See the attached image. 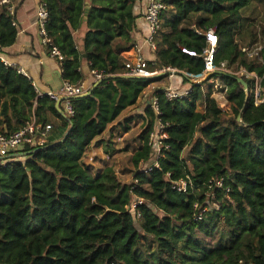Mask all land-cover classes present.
<instances>
[{"label":"trees","instance_id":"16d2710c","mask_svg":"<svg viewBox=\"0 0 264 264\" xmlns=\"http://www.w3.org/2000/svg\"><path fill=\"white\" fill-rule=\"evenodd\" d=\"M45 2L48 33L65 57L60 62L63 81L83 83L84 64L103 78L89 95L71 99L75 115L68 119L62 103L39 97L30 79L0 61V116L6 132L19 131L33 116L38 124L60 122L57 138L44 147H24L0 167V264H264V104L255 105V78L241 77L248 85L244 91L237 77L229 74H211L202 84L182 76L191 83V91L175 101L167 100L165 90L156 91L153 97L167 137L158 167L137 171L131 184L122 183L110 167L94 177L82 164L86 149L146 89L168 75L122 76L121 56L134 48L133 34L141 17L137 6H143V0ZM251 2L165 0L176 15L162 14L163 29L150 70L203 74L205 37L188 22L192 14L202 13L212 20L202 26L201 18L196 28L215 27L219 38L215 66L226 63L232 70L245 69L264 87V29L260 41L253 33L248 44L249 48L262 44L256 57L244 52L247 47L239 39L245 27L241 13ZM13 21L4 11L1 48L17 40ZM83 26L87 32L79 43L74 33ZM218 78L226 89L230 113L212 91H204L206 83ZM199 106L204 107L203 113ZM146 115L149 123L140 135L143 148L133 157L136 169L153 157L150 134L159 117L151 107ZM131 122L132 118L120 124L124 132ZM112 145L109 140L107 152H115ZM220 178L230 191H217L210 202L202 185ZM185 180L197 189L173 190ZM139 201L143 202L134 207ZM208 202L218 208L197 220L195 204L204 208ZM143 239L154 244L152 251L145 250Z\"/></svg>","mask_w":264,"mask_h":264},{"label":"built area","instance_id":"2783aa9c","mask_svg":"<svg viewBox=\"0 0 264 264\" xmlns=\"http://www.w3.org/2000/svg\"><path fill=\"white\" fill-rule=\"evenodd\" d=\"M16 0H0V5L5 7L8 13L13 17L14 16V3ZM168 9L165 0H148L146 13H145V22L148 27V35L145 39V45L150 49L151 52H157V39L160 37L162 32L163 20L162 14ZM38 34L39 38L42 42V45L49 51L50 56L56 58L59 62L65 60L64 55L60 52V50L54 45L53 39L50 37L47 26L49 22V12L47 10V3L45 0H40L39 8H38ZM13 26H16L13 23ZM206 40L208 46L203 50V56L205 61V69L203 74L199 77H192L191 80L204 79L208 75L214 73H223L229 74L232 76H246L248 78H255V105L261 106L264 104V87L261 86V79L258 78L255 74L247 72L245 69H240L237 72L232 71L227 67L226 64H221L220 67L215 66V55L216 50L219 44V38L216 34V30L209 31L206 35ZM262 47L255 48L254 50H244L247 52L249 57H256L259 55V51H261ZM135 58L132 62H127L125 64V73L122 75L128 78H136V79H151L164 74H176L179 72L175 69H166L162 71L153 72L149 68V61L146 59L144 55L143 46H135L134 48ZM182 52L188 54L191 57H198L197 53L188 51L186 49H182ZM0 61L5 64V66L10 68H15L14 65H8L2 56H0ZM19 74H24V71L21 69H17ZM94 76V81L90 86L84 85L81 83L79 85H72L68 82H65L62 90L59 93H49L46 95H42L38 92L39 97L48 96L55 102L62 103L63 113L66 118L71 119L75 115L74 108L71 104V99L78 98L82 96H86L91 93L92 88L103 78V75L97 72H91ZM187 93L179 92L175 90H166L165 96L168 101H175L182 99ZM151 107L154 110L155 114L159 117L157 120L158 130L156 132H152L150 134V144L155 153V165L150 169H146L145 172L152 171L155 167H158V160L161 158L163 149L167 147L164 145V141L167 137L164 134L165 125L160 120L162 113L158 107V100L153 98L151 102ZM54 127L51 124H38L35 116L32 117V121L28 123L25 127L16 131L14 133L9 134L8 132H0V167H4L8 162L12 160L13 157H16L17 154L26 146L31 148H40L44 147L49 142V135L52 133ZM137 184V183H135ZM206 190L207 199L212 202L215 198V194L217 191L226 190L230 191L229 188H226L225 181L223 178L220 179H211L204 185H202ZM189 188L197 189L191 180L181 181L176 183L173 186V190H176L181 193H187ZM208 202L207 205L210 203ZM142 201H139L134 204V207L141 204ZM195 209L197 212V220H202L203 214L207 212L209 209L218 208L216 204H213L212 207L209 205L202 208L197 203L195 204ZM140 217V215H138Z\"/></svg>","mask_w":264,"mask_h":264},{"label":"crops","instance_id":"0c3cea01","mask_svg":"<svg viewBox=\"0 0 264 264\" xmlns=\"http://www.w3.org/2000/svg\"><path fill=\"white\" fill-rule=\"evenodd\" d=\"M90 1V0H88ZM40 0H16L14 3V21L13 23L16 24L14 26L17 29V40L14 45L7 47V48H1L0 47V56L4 58V60L7 62L8 65H14L16 69H21L24 71L23 76L27 77L30 79L33 83V86L35 87L36 92L46 95L49 93H59L65 81L62 79V70H61V63L54 57L50 56L49 51L42 45V42L39 38L38 34V8H39ZM148 0H143L142 5L143 6H137V14L141 13V17L138 19L137 24H136V31L133 34V39H134V48L135 46H143L144 48V55L146 59L149 62H153L155 60V53L151 52L150 49L145 45V39L147 38L148 35V27L145 22V13H146V8H147ZM4 11H7V9L3 6L0 5V20L1 16L4 13ZM167 17L170 18L173 15H176V11L170 12L169 9H167ZM8 12V11H7ZM203 19L202 26H206L210 23L212 20L211 16L205 15L202 13H195L189 16L188 22L192 25V28L196 29V33L198 35H201L205 37V35L211 31L215 30V27L209 28L208 30H201L196 28V24L199 22L200 19ZM164 23V20H163ZM204 29V28H202ZM87 32L86 26H83L81 30L78 32L74 33L75 38L77 41L80 43L83 40V37L85 33ZM205 43L206 47L208 46L206 37H205ZM205 47V48H206ZM219 47V44H218ZM217 47V50H218ZM260 47H262V44H260ZM134 48L129 51L125 52L122 54V61L124 65L127 62H132L135 58V52ZM258 48V47H256ZM255 48H252L250 51L254 50ZM216 50V51H217ZM244 50H248L245 48ZM247 53V52H246ZM226 64V63H223ZM227 65V64H226ZM242 69V68H241ZM83 70L85 72V80L83 81L84 85L90 86L93 81H94V76L91 74V72L88 69V65L84 64ZM232 70V69H231ZM233 71V70H232ZM182 73L185 78L191 79L188 74L184 72H176L172 76V74L168 75L166 78L167 80H160L153 85H151L148 89L145 90V92L141 95L137 103L129 107L127 110H125L121 116L115 121L113 124H111L105 134H103L101 137L97 138L85 151V155L82 160L86 161V169L90 168H96L94 166V160L99 156V149H102V146L105 144L104 142L106 141V137L109 136L108 132L112 130L115 126L120 127V124H122L126 119L133 118V113H135L137 116L138 121L140 126H144L143 131L147 128V125L149 123L148 117L146 115V110L147 107H151V102L153 100V95L156 91L158 90H175L179 92H185V93H190L191 91V83L186 84L184 82V78L182 75L178 74ZM223 74V73H221ZM166 75V74H165ZM164 75L157 76V78H162ZM179 77V78H178ZM194 77V76H192ZM242 77V76H241ZM196 78V77H195ZM240 78V77H239ZM203 79H198V81H194L196 84L199 83ZM212 82V81H211ZM209 83V82H208ZM152 108V107H151ZM204 112V111H203ZM201 112V113H203ZM155 113V112H154ZM129 116V117H128ZM121 118V119H120ZM125 119L123 122L122 120ZM120 120V121H119ZM136 119H133V122L129 124L130 130L128 132H124V137L126 138L131 131H134L135 128H132L131 130V124L132 126L136 125ZM55 122V121H54ZM122 122V123H121ZM58 123V124H56ZM55 125L56 127L60 126V122L56 121ZM58 125V126H57ZM158 130V123L156 122V126L153 132H156ZM142 131V132H143ZM0 132H6L5 125L3 124V119L0 116ZM59 129H56L55 131L53 130L52 133L49 135L48 139H55L59 136ZM111 132V131H110ZM142 134V133H141ZM111 136V135H110ZM109 141V140H108ZM107 141V142H108ZM112 142V140H111ZM116 142V141H115ZM115 147V152L114 153H109L106 151V156L107 154H111L112 157L116 156L119 154V145L117 143ZM143 147H141L139 150L140 151ZM154 149H153V157L151 161H149L147 164H141L137 171H144L146 169H150L151 167H154L155 165V156H154ZM136 155V154H135ZM134 155V156H135ZM109 158V156H107ZM108 159L107 161L110 162L111 158ZM112 168L116 174L119 172L117 171V168L113 166V161L108 166H105V168L99 169L100 173L98 175L102 174L103 171L106 168ZM89 171V170H88ZM90 172V171H89ZM135 172V173H136ZM96 175V176H98ZM95 177V175H94ZM134 178V176H133ZM133 181V179H132ZM126 184V183H125ZM143 202V201H142Z\"/></svg>","mask_w":264,"mask_h":264},{"label":"rangeland","instance_id":"374dc122","mask_svg":"<svg viewBox=\"0 0 264 264\" xmlns=\"http://www.w3.org/2000/svg\"><path fill=\"white\" fill-rule=\"evenodd\" d=\"M241 22L242 25H245L243 32L239 36L240 40L245 44V47L247 49L251 50L252 48L248 47V44L252 40L251 34L255 33L257 34V37L259 41L262 39V31L264 29V0H252L251 4L248 8L244 9L241 13ZM248 26H251L252 29H249ZM165 32V29L163 30ZM234 72H237L236 70H233ZM168 75H170L168 73ZM173 76V75H172ZM240 77L241 76H236ZM179 78V77H178ZM163 80H167V78H164ZM198 81V80H193ZM186 84L189 85L188 82ZM204 91L205 93H208L209 91H212L213 98L216 99L219 105L224 107L226 112L230 113L231 105L227 102V95H226V89L223 85V82L220 78L212 80L209 83H206L204 85ZM199 112L204 111L203 106H199L198 108ZM133 118L136 119V125L132 126L131 124V130L132 128H135L134 131H131L130 134L125 138L123 134V127L119 128L118 126H115L108 132L109 136L106 137L105 144L102 146V149H99V156L94 160V166L96 168H90L88 169L92 176L98 175L100 173L99 169L105 168V166H108L111 161H113V166L117 168V171L119 172L117 174L119 180L122 183L131 184L133 176L136 172V167L133 163V157L136 154V151L139 150L141 147H143V140L140 139V135L144 129V126H138L140 122L137 119V116L135 113H133ZM129 117V116H128ZM121 119V118H120ZM55 119L48 120V124L53 125L54 131L56 130V125L54 122ZM125 119L122 120V122ZM120 121V120H119ZM121 122V123H122ZM58 124V123H56ZM58 126V125H57ZM130 127V126H129ZM111 135V136H110ZM112 140V147L115 149L117 143L119 145V154L112 157L111 154H107L109 158L106 156V146L107 141ZM116 141V142H115ZM110 162L107 161L110 159ZM183 157L185 159L188 158V151H185L183 154ZM83 166L86 167V161H83ZM142 246L145 248L146 251H152L154 249V244H149V241L146 239L142 240Z\"/></svg>","mask_w":264,"mask_h":264},{"label":"water","instance_id":"95a60500","mask_svg":"<svg viewBox=\"0 0 264 264\" xmlns=\"http://www.w3.org/2000/svg\"><path fill=\"white\" fill-rule=\"evenodd\" d=\"M89 10V7H87V11ZM81 53L84 55V50H82L81 51ZM84 58H86L85 57V55H84ZM178 74H180V75H182V76H184L182 73H178ZM210 75H208L206 78H204L203 80H201V81H199V83L198 84H202L203 82H205L206 81V79L209 77ZM191 83H193V84H196L193 80H191V79H189V78H187ZM236 80L243 86V88H244V91H247L248 90V85H247V83L242 79V78H236ZM89 95V94H88ZM87 96V95H86ZM59 104H60V102H58ZM239 121H241V118L239 117Z\"/></svg>","mask_w":264,"mask_h":264}]
</instances>
